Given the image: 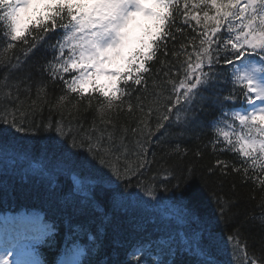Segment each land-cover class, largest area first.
Returning <instances> with one entry per match:
<instances>
[{
  "label": "snow or ice",
  "instance_id": "6c2138e0",
  "mask_svg": "<svg viewBox=\"0 0 264 264\" xmlns=\"http://www.w3.org/2000/svg\"><path fill=\"white\" fill-rule=\"evenodd\" d=\"M179 17H183L182 22H178ZM191 21H195V26ZM188 28L195 34H190ZM0 32L6 44L3 48L6 71L2 76L8 81L5 87L11 88L5 97L6 106L0 111H3L5 124L12 115L9 127L16 132L28 131L25 121L36 114V100L22 110L21 91L30 93L35 84L39 99L41 94L46 95L49 82L54 86L59 82L61 94L55 103L43 99L41 111L47 104L50 113L56 112L70 97L76 98L77 105L86 100L85 110H89L92 100L96 99L100 123L115 128L111 115L105 119L104 110L115 112L118 118L127 102L128 112L132 113L131 100L136 96L143 112L144 98L138 93L141 86L146 87V77L153 72L152 63L159 62L167 68L163 75L168 77L166 83L171 85V91L157 109L155 129H149L145 140L150 141L157 133H167L174 141L171 153L182 154L180 141L194 127L201 126L198 114L208 105L219 112L214 118L220 127L212 141L213 149L238 154L244 179L251 178L249 167L259 166V171L264 173V0H195L191 7L189 0H185L183 10L180 0H0ZM18 46H22L20 52L15 51ZM189 47L192 51H188ZM10 51L12 56L7 55ZM181 55L185 59L180 60ZM169 56L174 57L176 63L170 62ZM33 57L37 58L35 69L39 78L33 80L32 74L27 73L13 80L12 73L20 70L17 66L23 67ZM176 78L178 83L174 82ZM237 102H242L243 110L237 107ZM68 115L73 116V113ZM59 117L50 115L39 124L33 120L31 128L36 132L55 129L61 137L71 136L72 147L77 146L78 139L80 146L87 143L93 158L99 156V162L118 178L132 172L130 164L124 166L122 173L118 166L108 162L106 157L116 146L111 143L113 134L107 127L98 128L95 117L91 129L80 126L85 139H80V133L73 135L72 121L65 125L63 111L59 112ZM224 127L232 129L235 139ZM130 130L134 135L137 133V128ZM121 131L119 139L123 145V134L129 128L122 127ZM93 133H99L98 145L107 133L108 147L94 146ZM4 134L12 135L6 130ZM221 138L225 147L218 149ZM136 146L139 151L132 155L142 158V162L137 165L135 174L142 175L151 162L147 160L149 153L144 143L138 140ZM196 155L201 153L198 151ZM216 164L227 174V161L217 159ZM187 171L190 174L191 169ZM231 171L239 174L241 167L234 161ZM167 179L166 172L161 183ZM260 186L264 188V179ZM146 194L151 195L152 190L148 189ZM37 195L52 198L54 193L46 189ZM68 195L64 194L65 199ZM217 202L221 217H226L231 207L229 202L219 197ZM94 205V195L86 204H81L78 198L70 203L72 214L81 217L93 211ZM261 208L264 209V204ZM109 223L111 220L105 217L101 227ZM99 231L98 228L97 236ZM232 239L229 236V240ZM241 247L237 239L234 251ZM14 254L5 247L0 254V264H39L35 260L13 261L10 257ZM135 264H143V257L138 256ZM248 264H258V260L251 259Z\"/></svg>",
  "mask_w": 264,
  "mask_h": 264
},
{
  "label": "trees",
  "instance_id": "16d2710c",
  "mask_svg": "<svg viewBox=\"0 0 264 264\" xmlns=\"http://www.w3.org/2000/svg\"><path fill=\"white\" fill-rule=\"evenodd\" d=\"M194 2L189 0V7ZM184 3L185 0H180L181 10ZM182 20L183 17H179L178 22ZM191 24L195 26V21ZM187 31L195 34L190 28ZM5 46L0 32V109L6 106L5 97L11 90L5 87L8 81L2 76L6 71L3 67ZM21 48L18 46L15 51L20 52ZM188 51L192 48L189 47ZM7 55L12 56L13 53L10 51ZM36 59L33 57L23 67L18 65L20 70L12 73V79L27 73L32 74L33 80L38 79ZM167 59L176 63L172 56ZM183 59L185 57L181 55L180 60ZM152 69L153 72L146 77V87L141 86L138 93L144 98L143 112L138 107L136 96L131 100L132 113L128 112L127 102L118 118L115 112L104 110L105 119L111 115L115 128L100 123L96 99L92 100L89 110H85L86 100L77 105L76 98L70 97L56 112L50 113L47 104L41 111L43 99L55 103L61 94L59 82L56 86L49 82L46 95L41 94L39 99L35 84L30 93L21 91L22 110L31 106L33 100L37 101L35 116L25 121L29 126L26 132L18 133L9 127L12 115L8 116L5 124L3 111H0V214L22 209L38 210L43 214L41 236L32 247L34 260L39 264H59L73 254L79 257L77 264H135L138 256L143 257V264H248L254 258L258 264H264V209L261 208L264 188L260 186L264 173L259 171V166L249 167L251 178L244 179L238 154L213 149L212 141L217 136L214 118L219 112L208 105L198 114L201 126L194 127L180 141L182 154L171 153L174 141L167 133H157L150 141L145 140L149 129H155L157 109L171 91V85L166 83L168 77L163 75L167 68L154 62ZM176 70L172 69L173 72ZM174 82L178 83V78ZM241 103L237 102L238 108ZM60 111L64 113L65 125L72 121V133H80V139H85L80 126L83 125L85 130L91 129L94 117L98 128L107 127L113 134L111 143L116 146L106 159L118 166L122 173L124 166L130 164L132 172L118 178L99 162V156L93 158L87 143L80 146L78 139L77 146L72 147L71 136L61 137L55 129L36 132L31 128L33 120L39 124L50 115L59 119ZM69 112L73 116H69ZM122 127L129 128L123 134V145L119 139ZM131 128H137L135 135ZM5 130L12 135H5ZM98 135L93 133V145L107 148V133L99 145ZM230 136L235 139L232 132ZM138 140L144 143L149 153L147 160L151 162L145 166L142 175L135 174L142 158L132 155V152L139 151L136 146ZM159 140L167 142L158 143ZM224 147L221 138L218 149ZM198 151L201 155H196ZM217 159L228 162L227 174L217 166ZM234 161L241 167L239 174L231 171ZM187 169H191L190 174ZM166 172L168 179L161 183ZM46 189L53 191L52 198L37 195ZM148 189L152 190L151 195L146 194ZM65 193H69L66 199ZM92 195L95 196L94 210L83 217L73 215L70 203L78 198L81 204H86ZM218 197L231 206L223 218ZM105 217L111 223L101 227ZM98 228L99 236L96 235ZM229 236L233 237L231 241ZM237 239L242 247L234 251Z\"/></svg>",
  "mask_w": 264,
  "mask_h": 264
},
{
  "label": "rangeland",
  "instance_id": "374dc122",
  "mask_svg": "<svg viewBox=\"0 0 264 264\" xmlns=\"http://www.w3.org/2000/svg\"><path fill=\"white\" fill-rule=\"evenodd\" d=\"M243 110V109H241ZM217 127H220L219 125H217ZM224 131H228L229 133L232 132V129H229L227 127H224L223 128ZM34 214L32 213H20L19 216H20V220L22 219H25L26 218L29 220H27L26 222H29V226L28 228H16L19 230V232H15L14 234H5V232H0V239L1 238H12L14 243H12V246L13 248H15V250H12L15 254L14 258L15 259H18L19 261H29V260H32V256H31V249L30 247L26 246L28 241H30L31 239H33V236L39 231L40 227H41V218L40 216H33ZM15 216H13L12 214L9 215V217L6 219H3L2 221L4 223H8L9 222V226L8 224H4V227L5 228H8L9 230H12L13 227L10 226V223L13 222V218ZM26 217V218H25ZM33 218H35V221L33 220ZM25 224V223H23ZM26 231H29L27 234H26ZM17 235H20L22 236V238H19V240H17ZM31 243V242H29ZM3 250L2 248L0 247V254H2ZM11 259V258H10Z\"/></svg>",
  "mask_w": 264,
  "mask_h": 264
}]
</instances>
